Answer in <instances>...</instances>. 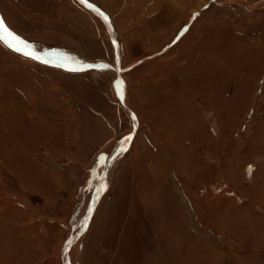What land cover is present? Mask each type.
<instances>
[{"label":"rangeland","instance_id":"374dc122","mask_svg":"<svg viewBox=\"0 0 264 264\" xmlns=\"http://www.w3.org/2000/svg\"><path fill=\"white\" fill-rule=\"evenodd\" d=\"M0 15V264H264V0Z\"/></svg>","mask_w":264,"mask_h":264},{"label":"snow or ice","instance_id":"6c2138e0","mask_svg":"<svg viewBox=\"0 0 264 264\" xmlns=\"http://www.w3.org/2000/svg\"><path fill=\"white\" fill-rule=\"evenodd\" d=\"M84 2L85 0H81V3H84ZM0 40H2L7 45V47L11 48L15 52L22 53L24 56H27L33 60H37L41 63H45V64L50 63V61L45 59L41 53L37 52L32 45H29L28 42L22 40L18 35L12 32L8 28V26L5 24L3 18H0ZM58 66L66 67L65 64L59 63V62H58ZM87 67L92 68L95 66L87 65ZM67 70L68 71H78L79 69L67 67ZM121 99H123L122 94H121ZM124 150L126 149H121V151H124ZM106 187L107 186L105 183H101L97 191L103 192L104 190H106Z\"/></svg>","mask_w":264,"mask_h":264},{"label":"bare ground","instance_id":"6f19581e","mask_svg":"<svg viewBox=\"0 0 264 264\" xmlns=\"http://www.w3.org/2000/svg\"><path fill=\"white\" fill-rule=\"evenodd\" d=\"M0 17H1V15H0ZM54 62H55V60H54ZM58 62H59V61H58ZM58 62H57V63H58ZM117 79H118V78H117ZM119 82H120V81H119ZM119 87H120V86H119ZM121 152H122V151H120V153H121ZM94 203H95V202H94ZM93 205H94V204H93Z\"/></svg>","mask_w":264,"mask_h":264},{"label":"crops","instance_id":"0c3cea01","mask_svg":"<svg viewBox=\"0 0 264 264\" xmlns=\"http://www.w3.org/2000/svg\"><path fill=\"white\" fill-rule=\"evenodd\" d=\"M98 13V12H97ZM100 15H102V14H100Z\"/></svg>","mask_w":264,"mask_h":264}]
</instances>
